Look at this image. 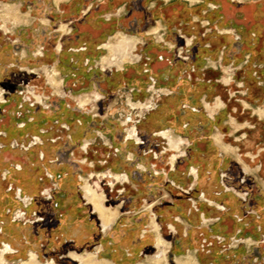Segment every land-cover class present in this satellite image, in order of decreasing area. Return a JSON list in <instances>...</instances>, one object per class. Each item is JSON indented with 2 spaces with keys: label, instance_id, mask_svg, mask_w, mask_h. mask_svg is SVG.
I'll return each instance as SVG.
<instances>
[{
  "label": "rangeland",
  "instance_id": "374dc122",
  "mask_svg": "<svg viewBox=\"0 0 264 264\" xmlns=\"http://www.w3.org/2000/svg\"><path fill=\"white\" fill-rule=\"evenodd\" d=\"M60 1L0 0L32 21L11 31L0 13V26L9 29L0 30V60H6L0 94L8 93L0 122L9 126L0 131L6 161L0 162V244L17 240L5 264H18L29 251L41 264H79L69 253L96 247L97 260L107 264H153L152 219L169 243L168 264L189 252L198 264H264V0ZM108 14L116 17L107 20ZM41 18L49 22L38 32L44 52L36 57L37 45L29 43ZM118 32L140 39L141 59L122 71L102 70L97 61L106 52L98 48ZM155 65L164 66L159 72ZM47 68L58 72L61 95L47 83ZM95 91L101 99L78 109L75 97ZM42 96L48 97L43 104ZM218 99L224 107L212 111ZM138 103L150 107L135 108ZM132 125L143 143L138 147L125 141ZM169 130L187 140L179 152L159 135ZM85 139L92 141L83 153ZM17 165L20 177L11 174ZM122 174L129 180L124 185L114 178ZM84 181L116 211L105 234L83 200ZM16 188L30 198L27 206L15 198ZM18 211L25 220L14 219Z\"/></svg>",
  "mask_w": 264,
  "mask_h": 264
},
{
  "label": "bare ground",
  "instance_id": "6f19581e",
  "mask_svg": "<svg viewBox=\"0 0 264 264\" xmlns=\"http://www.w3.org/2000/svg\"><path fill=\"white\" fill-rule=\"evenodd\" d=\"M2 11L6 12L7 20H8V22H9V24L11 26H14V25L18 24V20H22L23 18L27 19L28 16H29L28 13L21 14L20 11H19L18 6L16 4L15 5H8L6 3L5 4L4 3H0V13ZM9 15L11 17H9ZM106 17L109 18L110 16L106 15ZM41 22L42 23H44V22L46 23L47 21L42 19ZM64 26H65V29H67L65 24L61 25L59 28L61 30H64ZM0 30L5 31V33H9L8 32L9 29L5 25V22L0 26ZM67 32H68V29H67ZM154 34L156 35L158 40H163L162 35L158 34L157 30H155ZM139 43H140V39H138L137 37L128 36V35H126L124 33H121V32L117 33L114 36H111L108 39V41H106L102 45V48L106 51V54L101 57L100 61L98 62V65H100L101 68L104 69V70H106V69L110 70L112 68H116V69L119 70V69H122V65L124 63H126V62L127 63H137V62H139L141 57L139 55L135 54L137 45ZM187 43L190 44L191 40L187 39ZM37 52H39V49H38ZM44 74L46 75L47 83L50 85V87H52L55 90L60 88L61 81H59L57 79L58 72L55 69L54 70H49L48 68L44 69ZM230 82H231V76L229 75L228 78L224 81V83L229 85ZM56 92L59 95L62 94V90L61 89H58ZM31 93H34V91L31 92ZM60 97L62 98V96H60ZM47 98L48 97L45 98L44 96H42L41 104H43L44 101ZM36 99H35L36 101H41V98L38 97V96L36 97ZM1 100H3V98L0 99V101ZM74 100L77 101L78 105L85 106V105H87L88 103H90L92 101L98 100V95H96V94L94 96L84 95V96H80V97H75ZM149 107H150L149 103L148 104H144V105H142L141 103H138L137 105H135V108H138V109H141V110L149 109ZM223 107H224V104L222 103V101L220 99H218L216 101V103H215V106L213 108L211 107L210 109L212 111H218V110L222 109ZM260 113H261V116H264V111H262ZM127 122L128 121L124 122V124H127ZM159 135L161 137L167 139L169 141L170 145H171V148L174 151H176V152H179L181 150L182 146L186 143V141L184 139H182V138H174L173 134L170 131H162V132L159 133ZM127 137L130 138V139H134L137 142L140 141L139 135H138L137 130H136L134 125H132L130 128L127 129ZM33 138H34L33 139L34 143L35 142L36 143L41 142V140L40 141H36V139L39 138L38 136H35ZM37 140H39V139H37ZM90 146H91V143H88L85 140H83V143L80 146L81 147L80 150L83 153H86V152H88V149L90 148ZM43 156L44 155H41V157H43ZM175 159H176V155H173V157L171 158V164L172 165L174 164ZM20 169H21V166L17 165L16 168L12 169L11 170L12 172L11 171L10 172H11V174L12 173H16L17 174L16 176L20 177L21 174L17 173V171H20ZM191 172L194 175V177H196L197 174H196L195 170L193 169ZM244 172H248V169L244 168ZM9 174H8V172L7 173H3L2 177L3 178H7V175H9ZM48 175L51 176L50 173H48ZM23 177H25V176H23ZM114 178H116L117 180H119L121 182L128 181L127 176L124 175V174H122V175H114ZM11 179H12V177H11ZM21 179H22V177H21ZM22 182H24V181L21 180V182H19L20 185L25 184V183H22ZM25 186H26V184H25ZM26 187H27V190H29L28 189V185ZM9 188H10V186H9ZM82 192H83L82 193L83 194V200L85 202H87L86 205L92 206L93 211L98 215V217L100 219V224H101V227H102L101 232L103 231L102 234H105L104 232L109 230L111 225H112V217L116 214V211H114L112 209H109V208H107L104 205V201L106 199L105 195L103 193L97 192V189L94 188L93 186H91L87 181H84V184L82 186ZM22 193H23L22 189L16 188L15 189V193H14L15 198H18L19 202H22V204L27 206V204L30 202V198L28 196H26V195H22ZM3 195H5V194L2 191V187H0V217H2V218L4 216L3 207H2V201H3L2 197H3ZM238 195L243 197V194H241V193H238ZM210 203H212V202H210ZM12 205H15V204L13 203ZM25 215L26 214L22 213V211H18L16 213H14L13 216H14L15 220H17V219L25 220ZM151 224H152L153 227H155V230H156V233H157V235H156V237H157L156 238V247H157V250H158V255L156 256L155 261H153L154 262L153 264H168V257H167L166 253H167V251L169 249V243L166 240L163 239V237L161 236L160 233H158L160 231V227L154 222L153 219L151 221ZM9 227H10V222L8 221V224H7V229L8 230L6 231V234H5L6 237L8 236V234H9V236H11V234L9 233ZM170 230L174 231L175 229H174L173 226H170ZM1 232H2V230H1ZM145 233H146L145 231L142 233L141 238L144 236ZM12 240H13L14 244L17 243L16 238H13ZM13 243L4 242V241L1 242V244H0V264H5L6 263V258H5L6 255H13V254L16 253V250L14 249L15 247H13L14 246ZM246 243L250 244L251 242L248 240V241H246ZM100 250H99L98 247H96L95 248L96 252H85L83 254H77L76 252L72 251V252L69 253V257H71V259L73 261H77L79 264H103V263L107 264V263H109L108 260H106V259L97 260V257H98L97 253L99 254ZM46 261H47L46 264H56L53 259L46 260ZM175 263L176 264H198L197 261H196V258L191 254V252H189L187 255L182 256V257L175 256ZM18 264H41V263L38 261L37 255L33 251H29L28 255H27V258L25 260H22Z\"/></svg>",
  "mask_w": 264,
  "mask_h": 264
},
{
  "label": "crops",
  "instance_id": "0c3cea01",
  "mask_svg": "<svg viewBox=\"0 0 264 264\" xmlns=\"http://www.w3.org/2000/svg\"><path fill=\"white\" fill-rule=\"evenodd\" d=\"M61 1H62V0H61ZM61 1H60V2H61ZM60 2H56V3H60ZM245 2H246V1L241 0V1H240V4H245ZM210 5H211V4H210ZM210 5H209V8H210ZM218 9H219V8H218ZM120 11H121V9L118 10V12H117L116 15H119V14L121 13ZM108 15H109L110 17H109V18L106 17L107 20L110 19V18H113V17L115 18V17H116L115 15H112V14H108ZM241 15H242V18H244L245 15H243V14H241ZM29 18H31L30 15L28 16V19H27V20H25V21H23V22H19L18 24L14 25V26H11V31H13V29H14L15 27H17V26H20V25H29V24H31L32 21H31ZM102 18H103V17H102ZM42 19L45 20V21H47V22H46V23H42V22H41ZM103 19H104V18H103ZM244 19H245V18H244ZM41 20H40V22H39V23H40L39 25H40L41 27H39V28L37 29V34H36L37 36L35 35V37H33V41H32V42L30 41V43H29L30 45H34V44L37 45V44L41 43L40 41H39V43H38V41H37V40H39V39H37V38H39V37H38V32L40 31V29H41L42 32H43V31H46L45 27L47 26V23L49 22L48 19H46V18H41ZM61 25H62V24H61ZM66 25L68 26V24H66ZM43 27H44V28H43ZM59 27H60V26H59ZM68 27H69V26H68ZM59 32H62V31L59 29ZM62 33H63V32H62ZM118 33H119V32H118ZM63 34H65V33H63ZM66 34H67V33H66ZM68 34H69V33H68ZM68 34H67V35H68ZM116 34H117V33H116ZM116 34H114V35H116ZM114 35H112V36H114ZM145 35H148L147 32L145 33ZM110 37H111V36H110ZM110 37H109V38H110ZM109 38H108V39H109ZM36 39H37V40H36ZM107 41H108V40H107ZM36 42H37V43H36ZM104 43H105V42H104ZM104 43H102V44L100 45V47L98 48L99 50H103V51H105V50L102 48V45H103ZM60 44H61V42H59L58 45H57V48H56V49H57V52H61V51H62V45H60ZM188 45H189V44H188ZM36 47L39 48V45H37ZM15 48H18V47L16 46ZM82 50H83V48H82ZM36 51H38V49H37ZM74 51L76 52V51H79V50L75 49ZM105 52H106V51H105ZM1 53H2V52L0 51V54H1ZM23 54H24V53H23ZM101 57H102V56H101ZM101 57H100V59H101ZM100 59H99V60H100ZM4 60H5V59H2V60H0V62H2V61H4ZM99 60H98V61H99ZM5 61H6V60H5ZM98 61H97V65H98ZM2 63H6V62H2ZM137 63H138V62H137ZM129 65H130V66H131V65L133 66V65H136V64H135V63H127V62H126V63H124V64L122 65V69H119V70L116 69V68H112V69H116L117 71H120V70L122 71V70H124V67H125V66H129ZM101 69H102V68H101ZM112 69H110V70H112ZM102 70H104V69H102ZM106 70H107V69H106ZM106 70H105V71H106ZM110 70H108V71H110ZM151 87H153V86H150V87H149V90H150ZM153 88L155 89V87H153ZM92 93H96V94H98V100L92 101V102L88 103V104L85 105V106H80V105H78V103H77V107H78V109H80V110H82V111L85 112V111H86L85 108H86L88 105H92L93 103H96L97 101H99V100L101 99V96H100L99 93H97L96 91H95V92H92ZM92 93H91V94H92ZM57 96H59V95H57ZM59 97H60V96H59ZM75 101H76V100H75ZM76 102H77V101H76ZM204 102H205V101H203L202 103L204 104ZM203 106H204V108H205V105H203ZM132 108H133V107H132ZM0 114L2 115V113H0ZM214 114H215V113H214ZM214 114H213L212 116L209 115V117H210V118H213V117H214ZM1 115H0V116H1ZM129 121H130V120H129ZM129 121L127 122V124L129 123ZM122 125L125 126L126 124L122 123ZM8 127H9V126H8L7 124L5 125L4 123L0 122V131L7 130ZM232 128H233V127H232ZM126 131H127V129H126ZM169 131H170V130H169ZM170 132H171V131H170ZM217 133H219V132H217ZM172 134H173V133H172ZM138 135H139V134H138ZM156 135L158 136V134H156ZM74 136H76V135H74ZM77 136H78V135H77ZM77 136H76V137H77ZM219 136H221L220 133H219ZM76 137H75V138H76ZM158 137H159V136H158ZM184 140H185V139H184ZM221 140H222V136H221ZM85 141L88 142V143H91L92 139H85ZM125 141H127V142L130 141L133 145H136L137 147H138L139 145L143 144L142 141H141V139H140L139 142H137V141L134 140V139H130V138H128V137H127V132H126V138H125ZM185 141H186V144H187V140H185ZM186 144H185V145H186ZM179 157H180V156H179ZM179 157H178V158H179ZM127 161H132V156H131V155L128 156ZM0 162H2V163H3V162H6V161L4 160V157H1V155H0ZM9 162H11V161H9V160L7 159V163H9ZM140 167H142V166H140ZM173 167H174V165H173ZM192 169H194V168H190V170H192ZM137 170H139V168H138ZM191 173H192V172H191ZM196 174H197V172H196ZM192 175H193V174H192ZM97 176H98V175H97ZM196 176H197V175H196ZM193 178L195 179L194 175H193ZM128 182H129V180H128ZM128 182H125V183H119V182H118V183L121 184V185H124V184H126V183H128ZM192 186H193V185H192ZM236 187H237L238 189H240V190L243 189V187H240L239 185H236ZM241 194H242V193H241ZM203 196H204V194H202V197H203ZM193 204L196 206V203H195V202H194ZM194 205H193V206H194ZM196 208H197V207H196ZM202 219H203V218H202ZM202 219H201V220H202ZM201 220H200V221H201ZM7 230H8V229H7V226H6V227H3V231H4L3 234H6V231H7ZM251 240H252V239H251ZM254 242H255V241H254Z\"/></svg>",
  "mask_w": 264,
  "mask_h": 264
},
{
  "label": "built area",
  "instance_id": "2783aa9c",
  "mask_svg": "<svg viewBox=\"0 0 264 264\" xmlns=\"http://www.w3.org/2000/svg\"><path fill=\"white\" fill-rule=\"evenodd\" d=\"M18 44V42H15V43H12V45H17ZM39 49V52H37L36 53V57H41L42 55H43V52H44V47H40V48H38ZM27 90H28V87H27ZM27 92V91H26ZM33 92V91H32ZM7 92L6 91H4V90H1V94H0V97H2L3 98V100H1L0 101V105H2V104H4V103H6V96H7ZM22 94H23V92H22ZM30 94V93H29ZM33 98H34V96H33V94L31 93L30 94ZM1 231V230H0Z\"/></svg>",
  "mask_w": 264,
  "mask_h": 264
},
{
  "label": "flooded vegetation",
  "instance_id": "af4514ba",
  "mask_svg": "<svg viewBox=\"0 0 264 264\" xmlns=\"http://www.w3.org/2000/svg\"><path fill=\"white\" fill-rule=\"evenodd\" d=\"M97 45V44H96ZM98 47V46H97ZM5 61V60H4ZM164 66V65H163ZM163 66H157V65H155V68H156V70L157 71H161V68L163 67ZM0 233H2L1 231H0Z\"/></svg>",
  "mask_w": 264,
  "mask_h": 264
}]
</instances>
